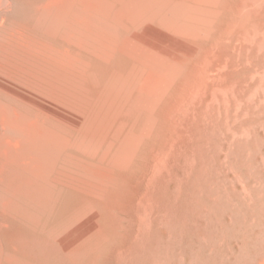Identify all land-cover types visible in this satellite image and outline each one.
Wrapping results in <instances>:
<instances>
[{
	"label": "bare ground",
	"instance_id": "obj_1",
	"mask_svg": "<svg viewBox=\"0 0 264 264\" xmlns=\"http://www.w3.org/2000/svg\"><path fill=\"white\" fill-rule=\"evenodd\" d=\"M33 5L28 26L0 17V264H41L21 252L18 222L68 258L102 250L143 205L185 113L264 36V0Z\"/></svg>",
	"mask_w": 264,
	"mask_h": 264
},
{
	"label": "rangeland",
	"instance_id": "obj_2",
	"mask_svg": "<svg viewBox=\"0 0 264 264\" xmlns=\"http://www.w3.org/2000/svg\"><path fill=\"white\" fill-rule=\"evenodd\" d=\"M38 1L7 0L0 17L28 26ZM263 45L264 36L242 50L237 69L185 113L184 136L153 167L145 205L124 217L102 250L71 259L12 223L28 236L21 252L41 264H264Z\"/></svg>",
	"mask_w": 264,
	"mask_h": 264
}]
</instances>
